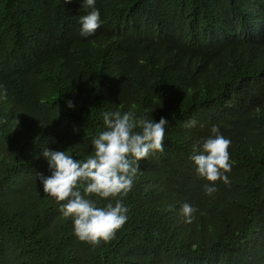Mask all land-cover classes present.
I'll list each match as a JSON object with an SVG mask.
<instances>
[{"label":"trees","instance_id":"obj_1","mask_svg":"<svg viewBox=\"0 0 264 264\" xmlns=\"http://www.w3.org/2000/svg\"><path fill=\"white\" fill-rule=\"evenodd\" d=\"M95 6L101 26L82 37L81 0H0V264H264V0ZM107 110L169 124L164 151L109 198L122 199L127 221L92 245L37 174H49L45 147L85 159ZM213 126L231 141L227 184L189 159Z\"/></svg>","mask_w":264,"mask_h":264},{"label":"clouds","instance_id":"obj_2","mask_svg":"<svg viewBox=\"0 0 264 264\" xmlns=\"http://www.w3.org/2000/svg\"><path fill=\"white\" fill-rule=\"evenodd\" d=\"M95 5L96 0H81V7L88 10L79 18L82 37L93 35L101 26L100 11ZM5 96L6 91H0V99ZM67 107L73 108V102L67 101ZM101 117L103 130L92 137V152L85 159H75L65 150L45 147L40 155L47 163L49 174H37L42 192L59 203L63 217L72 219L73 234L92 245L109 241L127 221L129 209L122 199L113 203L109 198L127 195L140 171V161L154 152L164 151L165 129L169 124L165 117L158 121L151 115L137 117L133 110L123 113L107 110ZM195 125V120H189L185 126ZM230 144L216 126L202 142L197 141L189 157L197 175L209 182L229 183L226 173L231 170ZM204 191L212 195L216 191L215 184H205ZM93 194L108 199V203L98 207L97 201L87 198ZM179 211L185 222L191 223L196 209L184 203Z\"/></svg>","mask_w":264,"mask_h":264}]
</instances>
